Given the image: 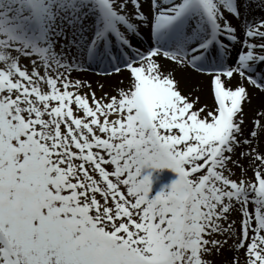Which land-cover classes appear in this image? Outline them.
I'll return each instance as SVG.
<instances>
[{
    "label": "snow or ice",
    "instance_id": "1",
    "mask_svg": "<svg viewBox=\"0 0 264 264\" xmlns=\"http://www.w3.org/2000/svg\"><path fill=\"white\" fill-rule=\"evenodd\" d=\"M0 264H264V0H0Z\"/></svg>",
    "mask_w": 264,
    "mask_h": 264
},
{
    "label": "rangeland",
    "instance_id": "2",
    "mask_svg": "<svg viewBox=\"0 0 264 264\" xmlns=\"http://www.w3.org/2000/svg\"><path fill=\"white\" fill-rule=\"evenodd\" d=\"M173 179H175V174L169 170H163L160 173H153V187L152 194L160 190L166 184H169Z\"/></svg>",
    "mask_w": 264,
    "mask_h": 264
},
{
    "label": "bare ground",
    "instance_id": "3",
    "mask_svg": "<svg viewBox=\"0 0 264 264\" xmlns=\"http://www.w3.org/2000/svg\"><path fill=\"white\" fill-rule=\"evenodd\" d=\"M93 87H96V85L93 84ZM182 87H183V85H182ZM97 94L99 95V90L97 91ZM245 111L248 112L249 111L248 108H245Z\"/></svg>",
    "mask_w": 264,
    "mask_h": 264
}]
</instances>
